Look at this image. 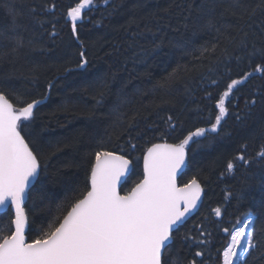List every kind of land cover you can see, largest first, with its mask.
<instances>
[{
    "label": "trees",
    "instance_id": "16d2710c",
    "mask_svg": "<svg viewBox=\"0 0 264 264\" xmlns=\"http://www.w3.org/2000/svg\"><path fill=\"white\" fill-rule=\"evenodd\" d=\"M97 2L100 6L78 24L74 36L65 12L75 0H0V84L31 100L45 95L48 82H54L47 93L49 98L36 110V120L30 129L37 134L31 137L37 140V148L46 157L55 154L41 177L43 203L39 202L37 193L41 185L36 184L26 205L33 212L29 217V238H35L41 228L46 229L60 215L58 206L85 189L88 161L92 158L89 154L99 150L101 141L109 150L130 152L134 169L121 190L126 191L142 178V155L151 143L164 142L162 135L168 143L178 142L188 131L207 127L209 112L215 109L214 101L205 99L206 92L215 96L223 90L224 80L229 76L238 78L242 72L252 70L248 61L228 60L223 51V45L227 44L224 37L214 53L201 55L202 47L215 43V34L199 33L203 16L199 9L186 7L200 0H109L107 5L103 0ZM246 3L254 5L255 0ZM51 4L56 5L54 12L45 9ZM12 8L14 17L10 14ZM189 11L191 16L186 22ZM225 18L233 24L243 23L231 15ZM260 19H264V13L258 11L256 21ZM147 29L157 33L163 44L143 61H136L134 54L142 48H151L152 40L151 34L133 36L132 33ZM16 38H22L25 46L13 62V56L7 53ZM261 39L264 37L257 36L258 41ZM81 50L88 61L82 69L77 67ZM34 66H38L35 81ZM66 68L71 71L66 72ZM173 70L179 75L166 89L153 87ZM8 77L11 81L5 84ZM212 79L220 81V87L212 86ZM262 89L264 77L257 75L235 94L238 99L233 100V105L238 107L230 106L223 122L224 132L230 136L210 135L207 140L201 139L203 147L191 145L194 149L189 151L191 164L179 183L183 185L197 176L205 197L199 212L174 233L169 248L173 264L179 258L190 259L197 250L191 241L183 238H198L200 225L212 232L213 255L215 248L224 242L220 228L249 210L259 215L256 228L264 230V213L260 212L264 204V181L256 175L264 167V161L255 160L249 166L238 164L234 172H226L227 162L237 154L241 144L247 143L248 155L255 157L264 143L260 136L264 129V99L257 97L256 105L250 110L245 107V99ZM118 96L126 98L128 103L121 109L125 123L114 128L116 117L111 110ZM245 112L249 114L243 121H237L236 113ZM134 115L135 124L129 128L127 122ZM169 116L176 124L175 131L169 127ZM130 138L137 145L135 151L129 148ZM57 144L60 151H56ZM136 157L141 159L137 161ZM216 207L226 210L219 223L212 212ZM11 218V210L0 215V226L6 229ZM211 264H215L214 259ZM248 264H253L251 259Z\"/></svg>",
    "mask_w": 264,
    "mask_h": 264
},
{
    "label": "snow or ice",
    "instance_id": "6c2138e0",
    "mask_svg": "<svg viewBox=\"0 0 264 264\" xmlns=\"http://www.w3.org/2000/svg\"><path fill=\"white\" fill-rule=\"evenodd\" d=\"M103 3L107 5L109 0H103ZM99 6L97 0H75L66 9L65 19L74 36L78 33V24ZM186 7L199 9L203 16L199 33L215 34V43L202 47L201 55L209 51L214 53L221 47V37H224L227 44L223 45V51L228 60L248 61L252 70L242 72L238 78L229 76L224 80L223 90L215 96L206 92L205 99L214 101L215 109L209 112L207 127L188 131L178 142L168 143L162 135L164 142L151 143L142 155V178L126 191L122 192L121 187L126 173L134 168L131 154L109 150L101 141L99 150L89 154L92 158L88 161L85 189L76 198L58 206L60 215L46 229L41 228L35 238H29L26 231L30 230L29 217L33 214L26 204L32 199L36 184L41 185L37 193L39 202L43 203L44 181L41 177L55 153L46 157L43 150L37 148V140L31 138L37 134L30 129L36 120V110L49 98L47 93L54 87V82H48L45 95L31 100L0 84V211L12 210L7 228L0 226V264H173L169 248L175 239L174 233L198 208L203 192L195 175L183 185L177 182L178 175L191 164L189 151H194L191 145L203 147L201 139L207 140L210 135L230 136L224 132L223 122L229 115L230 106L238 107V104L233 105V100L238 99L235 94L254 76L264 77V39L257 40V36L264 37V19L256 21L257 12L264 13V0H255L254 5H248L246 0H200ZM45 9L54 12L56 5H46ZM10 14L14 17V8L10 9ZM226 15L243 23L233 24L226 20ZM190 16L191 11L185 17L186 22ZM147 34H151L152 47L142 48L134 54L136 61H143L163 44L151 29L132 33L133 36ZM230 45L234 47L230 48ZM24 46L22 38L13 41L7 53L13 56V62ZM79 56L77 67L82 69L88 63L85 51L81 50ZM32 71L35 81L38 66ZM178 75L179 72L173 70L153 87L166 89ZM10 81L11 77H8L4 83ZM211 84L220 87V81L216 79H212ZM100 95L102 98L103 94ZM257 97L264 99V89L254 91L245 99V107L249 110L254 107ZM126 103V98L118 96L111 110L116 117L114 128L125 123L121 109ZM248 114L236 113L235 118L242 122ZM136 115L127 122L129 128L135 124ZM172 120L169 116V127L175 131L176 124ZM260 136L264 139V129ZM130 140L129 148L135 151L137 145ZM247 149V143L241 144L237 154L227 162L226 172H234L238 164L249 166L255 160L264 161V143L255 157L248 155ZM60 150L57 144L56 151ZM135 159L138 161L141 157ZM256 175L264 181V167L258 169ZM212 212L218 223L226 215V210L221 207ZM260 212L264 213V204ZM258 219L259 215L249 210L235 222L228 221L222 226L224 242L215 248V255L212 232L203 225L198 226V238H183L191 241L197 250L190 259L179 258L176 264H211L213 259L215 264H248L249 259L253 264H264V230L256 228Z\"/></svg>",
    "mask_w": 264,
    "mask_h": 264
},
{
    "label": "water",
    "instance_id": "95a60500",
    "mask_svg": "<svg viewBox=\"0 0 264 264\" xmlns=\"http://www.w3.org/2000/svg\"><path fill=\"white\" fill-rule=\"evenodd\" d=\"M142 165H143V164H142ZM133 169H134V168H133ZM186 170H187V168H186L181 174H179L178 177H177V182H178L179 185H180L179 181H180L181 177L185 174ZM132 172H133V170H132L130 173H126L125 178H124V179H125V182L122 184L121 190H122L124 184L127 182V180L129 179V177L131 176ZM204 197H205V192H204V189H203V192H202V194H201V200H200V202H199L198 208H197L196 210L193 211V213L189 216V218L186 220V222H185L183 225H185L190 219H192V218H193V217L199 212V210H200V208H201V206H202V204H203ZM27 203H28V201H27ZM26 205H27V204H26ZM9 210H11V209L4 210V211H0V215L5 214V213L8 212ZM11 212H12V210H11ZM183 225H182V226H183ZM182 226H181V227H182ZM26 231H27V234H28V230H26Z\"/></svg>",
    "mask_w": 264,
    "mask_h": 264
}]
</instances>
